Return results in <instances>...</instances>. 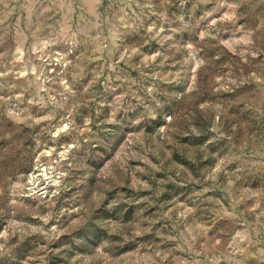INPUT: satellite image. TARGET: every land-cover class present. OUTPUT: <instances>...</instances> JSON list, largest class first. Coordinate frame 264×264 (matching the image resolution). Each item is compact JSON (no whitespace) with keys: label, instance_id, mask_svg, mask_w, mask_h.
<instances>
[{"label":"rangeland","instance_id":"374dc122","mask_svg":"<svg viewBox=\"0 0 264 264\" xmlns=\"http://www.w3.org/2000/svg\"><path fill=\"white\" fill-rule=\"evenodd\" d=\"M0 264H264V0H0Z\"/></svg>","mask_w":264,"mask_h":264}]
</instances>
